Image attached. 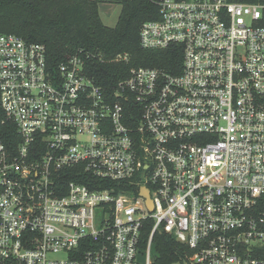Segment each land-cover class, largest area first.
I'll return each mask as SVG.
<instances>
[{
    "label": "built area",
    "instance_id": "1",
    "mask_svg": "<svg viewBox=\"0 0 264 264\" xmlns=\"http://www.w3.org/2000/svg\"><path fill=\"white\" fill-rule=\"evenodd\" d=\"M158 5L142 48L181 47V68L110 93L0 33V264H154L159 232L186 264H264V5Z\"/></svg>",
    "mask_w": 264,
    "mask_h": 264
},
{
    "label": "trees",
    "instance_id": "2",
    "mask_svg": "<svg viewBox=\"0 0 264 264\" xmlns=\"http://www.w3.org/2000/svg\"><path fill=\"white\" fill-rule=\"evenodd\" d=\"M261 4L264 0H230ZM159 0H0V33L16 35L28 43L45 46L49 65L57 69L74 56L85 63V72L108 93L126 79L133 68H181L182 49L145 50L140 31L144 23L160 19ZM102 3L121 7L116 27L100 17ZM126 58V60H125ZM74 173V172H72ZM82 174V176H81ZM80 180L89 176L80 171ZM76 180V175H71ZM152 230L145 226L142 244ZM154 264H186L189 249L164 232L154 237Z\"/></svg>",
    "mask_w": 264,
    "mask_h": 264
},
{
    "label": "rangeland",
    "instance_id": "3",
    "mask_svg": "<svg viewBox=\"0 0 264 264\" xmlns=\"http://www.w3.org/2000/svg\"><path fill=\"white\" fill-rule=\"evenodd\" d=\"M99 10L102 22L110 28L116 27L121 7L118 4H107L99 6Z\"/></svg>",
    "mask_w": 264,
    "mask_h": 264
},
{
    "label": "water",
    "instance_id": "4",
    "mask_svg": "<svg viewBox=\"0 0 264 264\" xmlns=\"http://www.w3.org/2000/svg\"><path fill=\"white\" fill-rule=\"evenodd\" d=\"M143 195H144V196L146 197V199H147V205H148L150 211H153V210H154V204H153V202H152V200H151V197H150V193H149V191H148L147 189H144V190H143Z\"/></svg>",
    "mask_w": 264,
    "mask_h": 264
},
{
    "label": "crops",
    "instance_id": "5",
    "mask_svg": "<svg viewBox=\"0 0 264 264\" xmlns=\"http://www.w3.org/2000/svg\"><path fill=\"white\" fill-rule=\"evenodd\" d=\"M107 4H115V3H102V4H100V6L101 5H107Z\"/></svg>",
    "mask_w": 264,
    "mask_h": 264
}]
</instances>
